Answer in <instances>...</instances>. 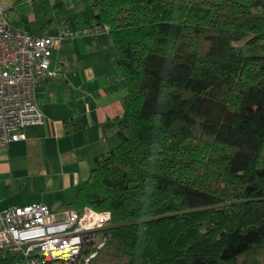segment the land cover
<instances>
[{
  "label": "trees",
  "instance_id": "trees-1",
  "mask_svg": "<svg viewBox=\"0 0 264 264\" xmlns=\"http://www.w3.org/2000/svg\"><path fill=\"white\" fill-rule=\"evenodd\" d=\"M93 5L125 111L64 207L109 211L97 255L114 244L124 264H264V15L253 11L264 0ZM244 39L262 52L239 48ZM20 259L0 250V264Z\"/></svg>",
  "mask_w": 264,
  "mask_h": 264
},
{
  "label": "crops",
  "instance_id": "crops-1",
  "mask_svg": "<svg viewBox=\"0 0 264 264\" xmlns=\"http://www.w3.org/2000/svg\"><path fill=\"white\" fill-rule=\"evenodd\" d=\"M0 10L15 27L61 36L53 72L34 88L44 121L27 125L24 137L0 153V208L43 201L61 210L89 177L94 158L116 141L124 74L109 31L89 26L98 12L93 0H0ZM69 19L82 31L62 36Z\"/></svg>",
  "mask_w": 264,
  "mask_h": 264
},
{
  "label": "built area",
  "instance_id": "built-area-1",
  "mask_svg": "<svg viewBox=\"0 0 264 264\" xmlns=\"http://www.w3.org/2000/svg\"><path fill=\"white\" fill-rule=\"evenodd\" d=\"M77 33L62 29V36ZM60 40L56 34H34L15 27L0 10V153L24 137L27 125L44 121L34 88L53 72L52 55ZM110 216L109 211L90 206L56 210L43 201L3 207L0 250L18 253L21 259L15 264H48L50 260L59 264L74 263L91 246L88 260L105 244L101 231Z\"/></svg>",
  "mask_w": 264,
  "mask_h": 264
},
{
  "label": "rangeland",
  "instance_id": "rangeland-1",
  "mask_svg": "<svg viewBox=\"0 0 264 264\" xmlns=\"http://www.w3.org/2000/svg\"><path fill=\"white\" fill-rule=\"evenodd\" d=\"M254 13L257 14H263L264 15V9L260 8V7H254ZM245 39L241 40L238 43V47L239 48H245L246 53L251 54L252 52H262L260 49V46L258 45H252V46H248L245 43ZM88 257V254L84 256L80 255V257L78 258V262H81L83 260L84 264H124L123 259L120 257V255L118 254L115 245L112 244V246L109 247V245L102 250V252L99 255H96L95 259L93 258H89L88 260H86V258ZM86 260V262H85ZM59 264H70V263H66V262H60Z\"/></svg>",
  "mask_w": 264,
  "mask_h": 264
}]
</instances>
